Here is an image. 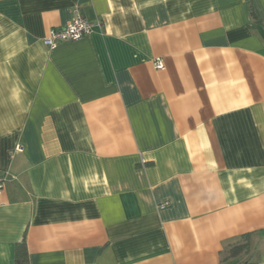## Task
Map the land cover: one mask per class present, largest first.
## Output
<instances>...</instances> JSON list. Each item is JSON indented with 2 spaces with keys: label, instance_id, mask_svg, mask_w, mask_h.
Masks as SVG:
<instances>
[{
  "label": "crops",
  "instance_id": "crops-1",
  "mask_svg": "<svg viewBox=\"0 0 264 264\" xmlns=\"http://www.w3.org/2000/svg\"><path fill=\"white\" fill-rule=\"evenodd\" d=\"M0 172V264H264V0H0Z\"/></svg>",
  "mask_w": 264,
  "mask_h": 264
},
{
  "label": "built area",
  "instance_id": "built-area-1",
  "mask_svg": "<svg viewBox=\"0 0 264 264\" xmlns=\"http://www.w3.org/2000/svg\"><path fill=\"white\" fill-rule=\"evenodd\" d=\"M97 26L102 27L101 21H92L76 11L74 18L68 24L51 28L43 41L46 46L55 48L60 42L76 41L84 38L91 34ZM154 65L157 69L165 68L162 59L155 60ZM7 181V174L0 172V197L6 188Z\"/></svg>",
  "mask_w": 264,
  "mask_h": 264
},
{
  "label": "trees",
  "instance_id": "trees-1",
  "mask_svg": "<svg viewBox=\"0 0 264 264\" xmlns=\"http://www.w3.org/2000/svg\"><path fill=\"white\" fill-rule=\"evenodd\" d=\"M251 15L254 18H258L257 12L255 11L254 8H251ZM250 235H245L243 238L248 241ZM248 242L246 244L239 245L237 248H233L236 250V252L233 253L234 257H237L240 255L243 249L248 248ZM15 264H30L29 263V255H28V249H27V244L26 241L23 240L22 242L18 243L15 248ZM237 264V263H235Z\"/></svg>",
  "mask_w": 264,
  "mask_h": 264
},
{
  "label": "rangeland",
  "instance_id": "rangeland-1",
  "mask_svg": "<svg viewBox=\"0 0 264 264\" xmlns=\"http://www.w3.org/2000/svg\"><path fill=\"white\" fill-rule=\"evenodd\" d=\"M243 244H246V243L243 242ZM234 252H236V250L232 248L227 253L228 254L227 255V264H235V263H237V264H244L247 261L248 256H246L245 252H243V254L238 255L237 257H234L233 256V253Z\"/></svg>",
  "mask_w": 264,
  "mask_h": 264
}]
</instances>
